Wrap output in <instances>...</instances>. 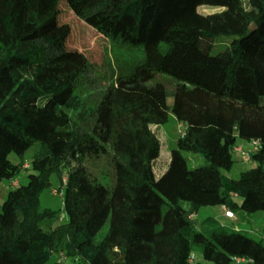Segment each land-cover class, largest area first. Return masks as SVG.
Returning <instances> with one entry per match:
<instances>
[{
  "label": "trees",
  "instance_id": "trees-1",
  "mask_svg": "<svg viewBox=\"0 0 264 264\" xmlns=\"http://www.w3.org/2000/svg\"><path fill=\"white\" fill-rule=\"evenodd\" d=\"M59 1L0 0V77L7 71L21 84L15 98H0V180L30 169L0 206V264H264L263 238L243 236L234 248L226 245L232 222L196 217L203 206L224 207L240 222L264 212V0H251L240 31L197 7L242 10L241 0H65L111 43L142 55L101 93L89 130L71 111L90 63L57 31ZM230 34L211 54L215 40ZM155 74L172 79L173 90L147 84ZM169 113L185 127L156 176L160 142L151 126ZM237 138L256 144L255 165L239 171L217 155ZM33 143L28 165L9 160ZM183 151L201 153L204 164L189 167ZM108 152L110 186L82 164ZM53 174L64 218L38 205ZM195 245L202 260H194Z\"/></svg>",
  "mask_w": 264,
  "mask_h": 264
},
{
  "label": "rangeland",
  "instance_id": "rangeland-1",
  "mask_svg": "<svg viewBox=\"0 0 264 264\" xmlns=\"http://www.w3.org/2000/svg\"><path fill=\"white\" fill-rule=\"evenodd\" d=\"M242 10L229 9L225 7H214L210 5H199L197 10L205 14H216L221 20L227 22L233 31H240L245 23V13L253 12L251 0H241ZM56 29L62 37V41L66 48L77 49L82 52L90 63L88 72L81 76L75 90L77 105L71 111L72 119L83 129L89 130L93 117L90 112L96 106L100 99L101 93L108 85L112 83L115 76L125 72L128 65L132 61L142 58L141 50L138 48H129L111 43L107 37L92 25L88 24L78 15L76 10L71 9L65 0H60L57 6ZM30 27L24 28L20 34L30 31ZM233 35H225L216 39L220 44H214L210 50L211 54H215L226 47L224 41H230ZM161 83L166 91L171 92L175 82L169 77L162 74H155L154 77L147 82L149 85ZM21 89V84L13 82L9 77V72L3 71L0 77V98L12 99L17 96ZM171 96H168L167 102L171 104ZM41 103V101H40ZM85 109V110H84ZM83 115V121L78 120L77 114ZM185 124L179 122L169 113L165 123L151 126L157 139L160 142L159 155L152 162V169L156 176H159L167 167L169 162L170 150L176 146V140L179 131L184 129ZM38 144L33 143L21 158L15 152H10L9 160L14 163H20L21 160L25 164H29L30 158L37 149ZM236 147H240L241 151H237ZM255 149L253 142L245 141L241 138L236 139L234 148H221L226 156L232 158L234 168L239 171L254 166L251 160H245L244 155L249 154ZM183 155L187 159L189 167H196L204 164V156L197 152L183 151ZM223 162V163H222ZM220 164L224 165V161L220 160ZM82 164L86 167L92 176H95L103 184L110 186L113 183V169L111 153L96 158H85ZM26 166V165H25ZM21 166L11 178L0 180V206L6 197L7 190L17 183H26L27 175L30 169ZM264 168V165H263ZM226 172V171H225ZM58 177L53 174L50 177V184L41 189L38 195V205L42 209H49L57 215L64 218V210L62 206V188ZM55 190V192H53ZM238 202L241 198L236 199ZM225 209L219 206H203L196 213L197 220L213 215L218 217L223 223L230 224V231H236L229 238H226V245L232 243L234 248L243 245V236L256 240L264 239V212H256L247 217L244 221H238L235 215L226 217ZM229 216V215H228ZM230 220V221H229ZM108 223L99 231L96 238H100L107 230ZM217 240V239H216ZM194 260H202V247L195 245L193 247ZM212 264V263H208Z\"/></svg>",
  "mask_w": 264,
  "mask_h": 264
},
{
  "label": "crops",
  "instance_id": "crops-1",
  "mask_svg": "<svg viewBox=\"0 0 264 264\" xmlns=\"http://www.w3.org/2000/svg\"><path fill=\"white\" fill-rule=\"evenodd\" d=\"M254 144V146L256 147V144L255 143H253ZM217 155H218V162H220V160H222V161H224L225 163H224V165L226 164V162L229 160V158L230 157H228V156H226V153L225 152H223L222 150H221V148H219V149H217ZM230 159H232V158H230ZM223 163V162H222ZM220 164V163H219ZM220 165H223V164H220ZM222 212H223V210H222ZM224 213V212H223ZM228 218V217H227ZM230 221V220H229Z\"/></svg>",
  "mask_w": 264,
  "mask_h": 264
},
{
  "label": "built area",
  "instance_id": "built-area-1",
  "mask_svg": "<svg viewBox=\"0 0 264 264\" xmlns=\"http://www.w3.org/2000/svg\"><path fill=\"white\" fill-rule=\"evenodd\" d=\"M236 150L242 152V149H241L240 147H236ZM244 159H245V160H248V159H249V154H245V155H244ZM53 192H55V190H53ZM223 208H224V207H223ZM224 209H225V208H224ZM224 214H225L226 216L229 215L228 217L232 216V214H231L228 210H226V209H225V213H224ZM241 260H242V259H240V258H236V261H238V262L241 261Z\"/></svg>",
  "mask_w": 264,
  "mask_h": 264
}]
</instances>
